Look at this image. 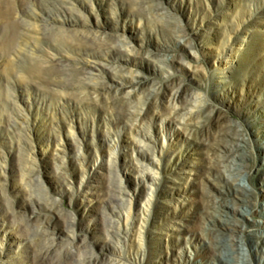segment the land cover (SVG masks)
Listing matches in <instances>:
<instances>
[{
	"label": "rangeland",
	"instance_id": "rangeland-1",
	"mask_svg": "<svg viewBox=\"0 0 264 264\" xmlns=\"http://www.w3.org/2000/svg\"><path fill=\"white\" fill-rule=\"evenodd\" d=\"M142 110L153 135L146 143L157 152L149 206L131 147ZM108 132L124 139L112 169L102 164ZM227 144L240 147L239 169L220 159ZM86 174L93 193L80 188ZM236 176L250 187V212L212 213L213 197L239 202L229 193ZM120 179L123 194L135 197L117 243L124 260L225 264L210 240L217 227L240 235L252 264H264L256 235L264 231V0H0L4 249L113 256L117 240L93 246V231L104 236L102 214ZM72 215L77 237L66 230ZM226 216L241 220L237 230L226 228Z\"/></svg>",
	"mask_w": 264,
	"mask_h": 264
},
{
	"label": "bare ground",
	"instance_id": "bare-ground-1",
	"mask_svg": "<svg viewBox=\"0 0 264 264\" xmlns=\"http://www.w3.org/2000/svg\"><path fill=\"white\" fill-rule=\"evenodd\" d=\"M241 47L242 45H235L233 47V50L238 53V51L242 49ZM86 78L90 80V83H94V81L91 80L89 76H86ZM175 103L177 104V101ZM176 113L179 114V111H176ZM147 116L148 111H139L140 125L133 126L132 128V132L135 135L131 141V147L136 154V159L138 161H141L140 164H137V169L141 173L143 181H141V179H138L137 184L139 186L142 182H146L147 185L151 188V194L148 198L149 206L152 202V196L154 195V183L157 181L158 177L157 175H155V172L153 170V162H157L154 155H157V152L153 148V145L151 143H146L153 139L150 121H146L147 123L145 122V120H147ZM70 127V134L75 138L76 141H81L82 138L77 133V131L72 129L74 127L71 124ZM113 134L114 133L112 132H108L106 134V138L110 139L113 142L109 143V158L102 162L103 156L101 155L100 151L98 152L100 158L98 161H101L102 164L109 166L111 169V166H114L117 163V157L115 158L113 157V155L119 154L120 147L123 144L124 140H122L120 136L117 137ZM163 136L164 143H166L169 136L165 135V132ZM68 139V136L63 137V135H60L58 138V140H60L64 144H66ZM231 141V144L234 146L241 144L239 140ZM141 142L143 144H141ZM145 146H147L148 150H154L152 152H149L145 148ZM234 146L227 144V148L223 150L224 153H221L220 156L221 161L224 162V164H226L227 167H229V169L231 170L240 168L239 159L243 155L241 153L240 147L233 149ZM82 148L83 146L79 145L80 151H82ZM232 151H234L236 155H233V153H231ZM240 179V176H236L233 182L234 185H232V187L229 189V193L232 194L234 199L238 200L239 202L231 201L223 197H213L210 199L212 213L223 216L228 215L230 212H235L237 214L242 213L244 215L250 212V209L246 208V206L252 200L249 193L250 187L247 185H242L239 182ZM118 181L119 182L117 184L112 183L110 186L111 192L109 203L106 207L107 211L105 208L102 214V222L105 225V231H102V233H104V236L100 235L101 232L98 228L96 230L94 229L93 231L95 233V243L93 246L99 245L100 247H104L107 241L117 240L116 244L111 247L112 251L114 252L113 256L108 257L107 255H101L99 253H96V251H92V253H81L77 250L71 249L66 253H61L57 252L55 248H49L45 250L44 253H37L34 251H21L12 256L4 249L3 246L4 239L8 240L9 238L0 233V264H6L7 262H9L10 264H131L130 259H127L128 261L124 260V249H122V247H120V245L117 243L122 240L123 230H129L128 225L124 226L122 216H126L125 218L128 223L129 219L131 218L132 209L134 207L135 197H132L129 200V198H127L123 194L125 190L123 187V179H120ZM80 188H87V193L95 192L92 186V182L89 181L87 174L81 179ZM31 195V201L34 203V208H36L37 205L35 203V200L40 201L39 194L32 193ZM89 198L90 197H88V200H90ZM237 203H241L244 209L237 208ZM146 210L147 209L145 207H142L140 210L141 214L143 215ZM72 218L73 219L66 230L70 237H77L75 221L76 216L73 217L72 215ZM223 221L224 223L226 222V228L230 229L231 231L237 230V225H241V220L231 219L227 216L224 217ZM256 235L264 240V231H258ZM60 238V236L56 235L50 237L52 243L54 244H57L58 239ZM210 240L222 255V259L225 264H252L253 259L246 247L247 241L241 238L240 235H235L228 232L224 233L220 228L213 227L211 228L210 232ZM226 251H229V253H227ZM260 261L261 260L259 259V262Z\"/></svg>",
	"mask_w": 264,
	"mask_h": 264
}]
</instances>
